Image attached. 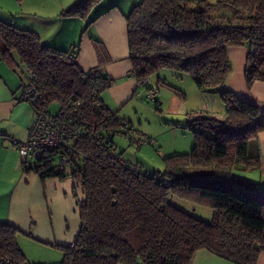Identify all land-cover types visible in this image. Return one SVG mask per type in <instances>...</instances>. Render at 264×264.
<instances>
[{
  "label": "trees",
  "instance_id": "obj_1",
  "mask_svg": "<svg viewBox=\"0 0 264 264\" xmlns=\"http://www.w3.org/2000/svg\"><path fill=\"white\" fill-rule=\"evenodd\" d=\"M100 1L79 0L67 13L86 18ZM125 19L131 74L138 83L163 68L185 72L201 92L218 94L225 107L223 117L200 114L188 120L191 150L166 156L164 170L154 174L130 171L113 145V137L126 132L123 119L102 103V93L114 84L99 70L109 61L102 42L91 38L99 64L84 71L76 48H55L35 31L0 19V61L31 71L42 103L57 102L56 116L68 113L82 133L69 148L53 149L33 167L25 166L42 178L66 176L52 169L64 155L82 188L81 225L59 264H190L200 248L237 264H256L264 252V191L240 182L233 170L255 160L258 165L250 145L264 131V114L225 82L232 69L228 47L244 45L246 86L264 81V0H140ZM108 147L115 148L118 159ZM195 166L213 169L189 174ZM170 193L208 206L212 219L206 222L176 207ZM18 232L0 222V264H28Z\"/></svg>",
  "mask_w": 264,
  "mask_h": 264
},
{
  "label": "crops",
  "instance_id": "obj_2",
  "mask_svg": "<svg viewBox=\"0 0 264 264\" xmlns=\"http://www.w3.org/2000/svg\"><path fill=\"white\" fill-rule=\"evenodd\" d=\"M78 1L21 0L22 9L20 11L10 14V16L0 14V19L19 28L35 31L42 43L55 48L65 50L76 48L78 50L77 62L84 71L94 70L98 67V58L91 41L92 37L98 38L109 57V61L101 65L99 70L114 80V84L102 93V103L115 112L118 118L127 119L134 128L132 119L137 117L141 123L143 118V113L139 109L142 92L140 84L131 74L125 15L140 0H102L100 4L105 5V8L90 18V13L86 18L67 13L69 8ZM89 20H92V23L85 29ZM246 54L247 47L245 45L228 47L232 69L226 79L225 86L241 99L257 105L259 112L264 114V81L256 80L250 87L246 86L244 73ZM18 69L16 66L10 67L4 61H0V222H9L18 229L21 227L24 233L34 234L37 231L47 230L45 222L47 215L42 207L38 212L30 207L28 189L35 173L25 170V166L28 164H24L22 155L11 143V138L26 139L33 118L31 104L19 99L24 80V68H21L20 71ZM165 75L157 76L155 83L162 85L158 81L159 79L164 80L166 84L162 86L177 89L176 92L183 96V99L163 92L159 96L160 100L159 97L157 98L156 104L166 103L168 102L167 98L170 97L167 113L185 116L183 120L174 116L165 119V124L173 130V136L178 139L180 132L176 129L181 130L184 135L187 132V121L200 114L204 116L206 113L199 114L193 111V108L186 103L187 95L185 97L183 88L169 81L167 73ZM172 75L174 77V74ZM150 81L154 83L151 79ZM196 90L200 94L202 93L198 88ZM183 100L186 102L184 103ZM192 102L197 103L198 101L192 98ZM148 135L151 138L155 136V134ZM178 149L174 147V150H168V154L164 153L163 157L184 152ZM161 151L160 154H162ZM250 154L259 160L258 165H253L256 160L249 166L240 165L233 170V174L240 182L255 184L258 189L264 191V131L258 134L257 143H251ZM22 224L26 225L25 228ZM20 238L22 240L23 237L18 236V240ZM72 239H70L71 242L74 240ZM190 264L237 263L220 257L205 248H200L194 253ZM256 264H264V252L258 255Z\"/></svg>",
  "mask_w": 264,
  "mask_h": 264
},
{
  "label": "rangeland",
  "instance_id": "obj_3",
  "mask_svg": "<svg viewBox=\"0 0 264 264\" xmlns=\"http://www.w3.org/2000/svg\"><path fill=\"white\" fill-rule=\"evenodd\" d=\"M208 1L213 3L217 0ZM104 8L105 5L100 4V2L97 3L92 8L89 18L95 16ZM21 9V0H0V14L4 16H10V14L18 12ZM13 57H15L16 63H19L18 56L14 54ZM18 70L20 71V69ZM166 73L169 81L183 88L185 97L187 95V102L183 101L189 104L191 108H193V111L199 114L206 113L205 115L208 116L210 114L217 117L224 115L225 107L220 96L216 93L202 92L200 94L196 90L197 87L188 73L175 72L163 68L153 74L150 79L155 83L157 81V76L160 74L165 75ZM172 74H174V77ZM158 89V97L165 92L183 99V96L179 95L173 88L158 84ZM141 97L139 109L143 113V118L141 123H139L137 117L132 119L134 128L138 133L148 137V134H155V136L152 137V139L155 137L154 143H151L152 145L146 143L139 149H136L124 133H117L113 137V145L126 159L133 163L138 162L142 166L144 172L154 174L164 170L163 158L166 156L163 157V154H168V150H174V147H177L179 148L178 150L184 151L182 153L189 152L193 146V135L189 130H187L186 133L184 132L185 134L183 135L181 130L176 129L180 132L178 134V139H176L172 134L173 130L165 124V119L171 116L179 120H183L185 117L183 114L174 115L167 113V109L170 106V97L167 98L168 102L161 105L156 104L154 101L147 102L143 96ZM192 98H195L198 102L193 103ZM48 110L50 113L56 115L59 112V104L57 102L49 103ZM160 151L162 154H160ZM34 163L35 161L33 162V160L27 163L28 167H33ZM212 169V166H195L189 167L187 172L189 174H195L209 172L212 171ZM32 172L35 173V176H33L31 185L28 189V195L31 201L30 207L34 208L37 212L39 208L42 207L44 213L47 215L45 218L47 230L29 234L24 233L20 227L17 235V242L28 264H59L63 259L64 247H69L70 244H72L75 240V235L79 231L81 222L78 206L81 200H83L84 194L82 188L76 186V180L70 173H67L66 176L54 174L42 178L39 173ZM168 200L176 207L203 221L209 222L212 219V210L206 205L182 199L171 193L168 195ZM22 226L25 228L26 225L22 224ZM18 236L23 237L22 240L21 238L18 240ZM71 238L74 239H72V242L70 241Z\"/></svg>",
  "mask_w": 264,
  "mask_h": 264
},
{
  "label": "built area",
  "instance_id": "obj_4",
  "mask_svg": "<svg viewBox=\"0 0 264 264\" xmlns=\"http://www.w3.org/2000/svg\"><path fill=\"white\" fill-rule=\"evenodd\" d=\"M24 76L25 79L22 83L19 99L31 104L33 118L26 139L11 138V143L22 155L23 162L27 164L32 160L33 162L36 161L53 149L69 148L82 133L75 128L74 119L68 113L58 117L49 112L48 106L40 100L34 75L31 71L24 70ZM139 84L144 99L147 102H155L159 92L157 84L152 83L148 78L142 79ZM121 123L123 130L126 132V137L136 149H139L143 144L154 143V139L151 137L138 133L128 120L123 119ZM108 153L118 159L115 148L108 147ZM119 160L133 173H143L142 168L138 164L125 163L122 159ZM52 169L57 173H71L74 170L73 165L64 155L57 157Z\"/></svg>",
  "mask_w": 264,
  "mask_h": 264
}]
</instances>
